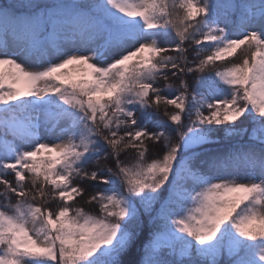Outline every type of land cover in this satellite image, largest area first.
<instances>
[{"label": "snow or ice", "instance_id": "snow-or-ice-1", "mask_svg": "<svg viewBox=\"0 0 264 264\" xmlns=\"http://www.w3.org/2000/svg\"><path fill=\"white\" fill-rule=\"evenodd\" d=\"M0 264H264V0H0Z\"/></svg>", "mask_w": 264, "mask_h": 264}, {"label": "trees", "instance_id": "trees-1", "mask_svg": "<svg viewBox=\"0 0 264 264\" xmlns=\"http://www.w3.org/2000/svg\"><path fill=\"white\" fill-rule=\"evenodd\" d=\"M9 179H11L12 177H8Z\"/></svg>", "mask_w": 264, "mask_h": 264}]
</instances>
